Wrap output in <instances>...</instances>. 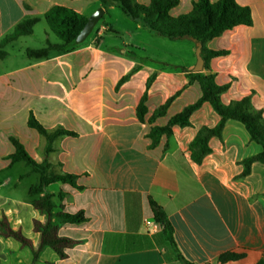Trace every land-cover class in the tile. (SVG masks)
<instances>
[{"label":"crops","instance_id":"1","mask_svg":"<svg viewBox=\"0 0 264 264\" xmlns=\"http://www.w3.org/2000/svg\"><path fill=\"white\" fill-rule=\"evenodd\" d=\"M194 1L180 0L170 14L189 13ZM236 1L251 9L253 25L237 26L208 43L210 50L227 51L211 60V71L219 85H230L221 96L224 104L251 95L253 105L264 112V0ZM138 2L147 5L150 0ZM53 6L88 17L102 7L98 0H0V43L21 22L40 19L32 34L9 43L7 55L0 58V221L6 218L34 250L39 248L41 236L34 231V221L44 223L46 215L32 206L29 196L38 175L23 162L12 164L16 148L11 137L37 163L46 160L53 172L78 176L82 189L60 183L47 192L56 199L64 194L63 210L83 211L88 220L60 228L62 236L79 242L65 259L45 248L34 260L29 247L0 234V263L185 264L179 253L191 264H264V165L255 163L248 176H241L243 161L261 153L262 146L242 123L229 120L222 138L211 139L210 155L194 163L191 142L202 127H215L220 121L205 103L189 126L175 128L173 135L162 136L151 147V128L164 127L197 102L202 95L199 84H188L186 72L158 62L142 64L117 87L139 64L127 53L143 57L140 52L152 35L142 21L132 20L118 6L104 9V19L75 49L29 58V48L60 43L44 19ZM191 43L181 67L193 71L196 45ZM146 92L147 112L140 120L137 109ZM178 92L166 114L151 122L154 112ZM31 114L50 131L62 127L78 136L59 138L48 153L46 139L28 126ZM149 197L168 214L177 250L155 222ZM225 253L243 258L221 263Z\"/></svg>","mask_w":264,"mask_h":264},{"label":"trees","instance_id":"2","mask_svg":"<svg viewBox=\"0 0 264 264\" xmlns=\"http://www.w3.org/2000/svg\"><path fill=\"white\" fill-rule=\"evenodd\" d=\"M98 1L107 11L112 6L120 7L132 20L142 21L148 29L161 37L170 40H182L187 37L194 38L202 46L203 71L194 72L184 67H176V69L186 72L188 84H199L202 93L201 97L197 102L186 106L180 113L174 115L164 127H152L149 133V137L152 140L151 147L157 146L162 136L170 137L173 135L175 128L189 126L192 115L205 103H208L218 114L220 121L215 127L204 126L198 131L190 144L192 161L196 164H201L211 153V139H221L226 123L229 120H234L242 123L250 134L251 139L262 146L261 153L243 161L244 170L241 176H248L255 163L264 165V112L253 105L251 95L232 101L229 104L222 102L221 96L228 91L230 85H219L216 82V75L211 71V60L215 57L227 55V51H213L208 48V43L211 40L222 36L226 31L240 25H253L252 11L248 6H242L236 0H218L215 3H212L210 0H196L193 2L192 10L189 13L173 17L170 12L180 4V0H150V3L147 5L139 3L138 0ZM44 19L51 31L60 39V43L53 44L47 41L44 48L27 49L26 54L31 59H45L54 51L68 52L75 49L79 45L76 41L77 37L86 25L88 16L66 7L53 6L45 13ZM38 21H40L39 18H34L18 24L14 32L5 37L0 43V58H4L7 55L5 47L9 43L16 41L21 36L32 34L33 28ZM127 56L138 60L139 64L126 76L121 78L117 87L128 81L133 74L138 72L142 64H158V62L151 58L141 57L135 52H128ZM155 79V73L149 77L146 85L147 92ZM147 92L142 97L137 109L140 120L144 119V115L147 112ZM179 94L180 92L170 97L161 105L154 112L150 121L153 122L157 118L164 116L170 104ZM28 126L37 130L46 139V151L48 153L54 150L53 145L59 138L78 136L76 132L62 127L52 131L48 130L34 114H31L29 117ZM10 141L16 148V152L11 156L12 164L23 162L30 168L32 173L38 175V181L30 187L29 196L31 197L32 206L40 213L46 215V221L44 223L39 220L34 221V231L41 236L40 246L37 250L33 249L32 242L20 230L14 231L10 227L6 218L0 221V234L5 237H12L24 246L29 247L33 251L34 260L38 259L39 254L45 248L52 249L59 259H65L68 257L67 251L75 247L79 242L62 236L60 228L64 225L82 224L88 218L83 211L77 213L65 212L61 203L64 194L59 193L56 199L55 194L48 193L47 189L53 184L60 183L82 189L77 184L78 176L67 172H53L52 166L48 161L45 160L42 163H37L31 158L18 139L11 137ZM148 203L155 222L163 228L166 240L177 250L174 240V227L168 214L153 198L149 197ZM178 258L184 261L185 264H191L179 253ZM242 258V254L225 253L220 256V262L226 263Z\"/></svg>","mask_w":264,"mask_h":264},{"label":"rangeland","instance_id":"3","mask_svg":"<svg viewBox=\"0 0 264 264\" xmlns=\"http://www.w3.org/2000/svg\"><path fill=\"white\" fill-rule=\"evenodd\" d=\"M151 34L153 37H148L146 50L140 52L143 56L149 57L156 62H159V65L169 69L177 66L181 67V65L188 60L190 46H192L191 41L185 39L170 40L160 37L153 32ZM25 182L29 183L30 180ZM51 189L55 190L56 185H52Z\"/></svg>","mask_w":264,"mask_h":264},{"label":"water","instance_id":"4","mask_svg":"<svg viewBox=\"0 0 264 264\" xmlns=\"http://www.w3.org/2000/svg\"><path fill=\"white\" fill-rule=\"evenodd\" d=\"M106 12L103 7L98 8L92 15L88 17V21L80 34L77 37V43H83L94 31L97 24L104 18ZM187 40H191L196 45V64L193 68L194 72H201L204 69V59L202 57V46L200 45L199 41L194 38H185Z\"/></svg>","mask_w":264,"mask_h":264}]
</instances>
